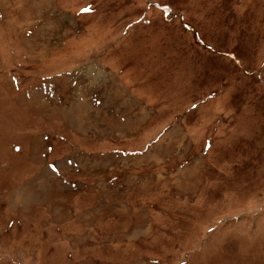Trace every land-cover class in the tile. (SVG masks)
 <instances>
[{
    "label": "rangeland",
    "instance_id": "1",
    "mask_svg": "<svg viewBox=\"0 0 264 264\" xmlns=\"http://www.w3.org/2000/svg\"><path fill=\"white\" fill-rule=\"evenodd\" d=\"M0 264H264V0H0Z\"/></svg>",
    "mask_w": 264,
    "mask_h": 264
},
{
    "label": "snow or ice",
    "instance_id": "2",
    "mask_svg": "<svg viewBox=\"0 0 264 264\" xmlns=\"http://www.w3.org/2000/svg\"><path fill=\"white\" fill-rule=\"evenodd\" d=\"M85 11H90V10H85Z\"/></svg>",
    "mask_w": 264,
    "mask_h": 264
},
{
    "label": "crops",
    "instance_id": "3",
    "mask_svg": "<svg viewBox=\"0 0 264 264\" xmlns=\"http://www.w3.org/2000/svg\"><path fill=\"white\" fill-rule=\"evenodd\" d=\"M74 84V83H73ZM75 91V90H74Z\"/></svg>",
    "mask_w": 264,
    "mask_h": 264
}]
</instances>
